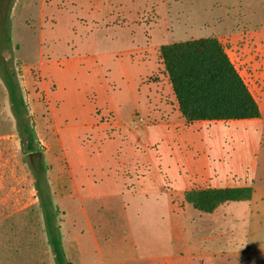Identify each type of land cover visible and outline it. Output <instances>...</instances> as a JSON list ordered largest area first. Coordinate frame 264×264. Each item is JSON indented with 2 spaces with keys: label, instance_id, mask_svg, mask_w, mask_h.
<instances>
[{
  "label": "rangeland",
  "instance_id": "1",
  "mask_svg": "<svg viewBox=\"0 0 264 264\" xmlns=\"http://www.w3.org/2000/svg\"><path fill=\"white\" fill-rule=\"evenodd\" d=\"M208 37L259 98L264 0H0L2 66L18 75L39 142L30 159L0 75V264H55L35 187L43 179L64 249L76 231L85 240L79 261L264 264V147L254 156L240 135L222 138L237 128L228 124L178 133L167 125L176 117L151 109L176 100L160 47ZM222 148L260 161L255 193L203 213L185 193L217 187L204 171Z\"/></svg>",
  "mask_w": 264,
  "mask_h": 264
},
{
  "label": "trees",
  "instance_id": "2",
  "mask_svg": "<svg viewBox=\"0 0 264 264\" xmlns=\"http://www.w3.org/2000/svg\"><path fill=\"white\" fill-rule=\"evenodd\" d=\"M11 43L10 39H7ZM160 57L168 75L179 111L184 120L193 122H228L261 118L260 106L245 80L216 37L180 41L160 47ZM0 75L6 87L11 109L18 121L25 153H39L34 122L28 114L17 73L3 67ZM39 207L44 218L48 244L55 264H72L68 260L59 223L60 209L54 204L46 179L36 182ZM252 186L198 188L185 193L186 202L203 213H214L231 202L250 201Z\"/></svg>",
  "mask_w": 264,
  "mask_h": 264
},
{
  "label": "crops",
  "instance_id": "3",
  "mask_svg": "<svg viewBox=\"0 0 264 264\" xmlns=\"http://www.w3.org/2000/svg\"><path fill=\"white\" fill-rule=\"evenodd\" d=\"M247 49L243 48L242 52H247ZM261 50V59L260 63H263L264 66V43H260L258 45L257 51ZM233 62V61H232ZM240 73V72H239ZM241 74V73H240ZM242 76V74H241ZM256 80L261 79V86H260V92L258 93L257 98L252 90L248 82L245 80L246 84L248 85L250 91L254 95L255 99L257 100L260 110H261V118L259 119H250V120H240V121H228V122H209V121H201V122H193L188 124L184 118L182 117L177 100H175V104L172 106L170 104H167L166 102L162 101H155V103L152 105V112H154L155 115L163 118V119H171L172 117H176V121L171 122L170 124L168 123L167 125H171L174 130L179 131L178 133L181 132V130H187V131H203L208 129V127H211L212 125H218V124H224V125H231L232 127L237 128H232L228 129L229 131L226 132L222 138L227 137V139L231 140V142L234 144V138L236 135H240L242 139L248 140L244 146H248V149L254 154H258L261 149L264 147L261 145L262 140L264 139V70L258 71L252 75ZM175 96V95H174ZM176 99V97H175ZM215 138L216 134L211 133ZM216 137L215 139H217ZM211 141L210 146L211 148H214L215 145L214 143H218L217 141L214 140ZM232 144V146H233ZM217 148V147H215ZM244 150V147L242 148V151ZM221 154V160L217 158L218 162L215 163V165L212 167H209L207 170L204 171V175L206 176V179H210V177H214L216 182H218L217 187H212V188H226V187H243V186H250L255 182L254 180H257V168L258 164L260 161L257 160V167L256 163L250 167L249 165L246 164L243 158H240V156L244 155V152L241 153H235V150L232 149V154H229V152H224L223 148L221 151L217 152V154ZM226 168H228L226 170ZM203 174V172H202ZM201 174V175H202ZM244 179V181H247L248 179L250 180V183L243 184V185H237L234 184L235 180H241ZM222 182H224V185H221ZM36 187V185H35ZM38 193V192H37ZM255 193V192H254ZM91 225V224H90ZM92 231V232H91ZM93 227L90 226V232L92 233L94 240H95V247L97 242V238L95 237V234H93ZM74 240L76 241V244H73V239H70L68 241L67 249H64L66 252L67 258H73L72 259V264H87L85 259L82 261H79L77 259V253H82L86 248V243L84 239H79V232L76 231L74 232ZM69 239V238H68ZM64 244V243H63ZM64 246V245H63ZM66 246V245H65ZM65 248V247H64ZM69 260V259H68ZM70 261V260H69ZM85 261V262H84Z\"/></svg>",
  "mask_w": 264,
  "mask_h": 264
},
{
  "label": "flooded vegetation",
  "instance_id": "4",
  "mask_svg": "<svg viewBox=\"0 0 264 264\" xmlns=\"http://www.w3.org/2000/svg\"><path fill=\"white\" fill-rule=\"evenodd\" d=\"M38 152H39V151H38ZM25 154H27V155L29 156L30 159L38 155L37 152H35V153H28V152H27V153H25Z\"/></svg>",
  "mask_w": 264,
  "mask_h": 264
},
{
  "label": "built area",
  "instance_id": "5",
  "mask_svg": "<svg viewBox=\"0 0 264 264\" xmlns=\"http://www.w3.org/2000/svg\"><path fill=\"white\" fill-rule=\"evenodd\" d=\"M140 120V119H139Z\"/></svg>",
  "mask_w": 264,
  "mask_h": 264
}]
</instances>
